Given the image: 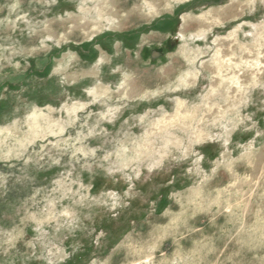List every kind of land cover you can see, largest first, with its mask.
<instances>
[{
  "label": "rangeland",
  "instance_id": "374dc122",
  "mask_svg": "<svg viewBox=\"0 0 264 264\" xmlns=\"http://www.w3.org/2000/svg\"><path fill=\"white\" fill-rule=\"evenodd\" d=\"M226 1L0 0V264H264V0Z\"/></svg>",
  "mask_w": 264,
  "mask_h": 264
},
{
  "label": "crops",
  "instance_id": "0c3cea01",
  "mask_svg": "<svg viewBox=\"0 0 264 264\" xmlns=\"http://www.w3.org/2000/svg\"><path fill=\"white\" fill-rule=\"evenodd\" d=\"M194 1H197V0H194ZM230 3H231V1L230 0H228V1H226V5H230ZM179 7V6H178ZM176 8V10H172V14H168V16L164 19V20H162V21H166V20H169V21H172V19L173 18H175L176 17V23H177V25H176V31L175 32H173V34H176L177 33V30H178V27H180V21L182 20L181 19V16H183L184 15V13H182V12H179L180 10H178V9H180V8ZM174 13H176V16H174ZM174 16V17H173ZM229 22V21H228ZM165 23V22H164ZM230 25V24H229ZM145 27V29L147 30H150V31H152V32H154L155 34H157L158 36H162V37H164V39L161 41V43H163L165 40H167L168 38H169V36H170V34L172 35V32H170V33H168V31L167 30H165V31H163V32H160L159 30H157L155 27H156V24H155V21H152L150 24H147L146 26H144ZM153 28V29H152ZM156 29V30H155ZM178 34L180 35V32L179 33H177V35H176V37L178 38ZM187 34V33H186ZM181 37H183L184 35L183 34H181L180 35Z\"/></svg>",
  "mask_w": 264,
  "mask_h": 264
},
{
  "label": "water",
  "instance_id": "95a60500",
  "mask_svg": "<svg viewBox=\"0 0 264 264\" xmlns=\"http://www.w3.org/2000/svg\"><path fill=\"white\" fill-rule=\"evenodd\" d=\"M163 55V53H159V52H157V51H153L152 53H151V58L152 59H154V58H158V57H160V56H162Z\"/></svg>",
  "mask_w": 264,
  "mask_h": 264
},
{
  "label": "flooded vegetation",
  "instance_id": "af4514ba",
  "mask_svg": "<svg viewBox=\"0 0 264 264\" xmlns=\"http://www.w3.org/2000/svg\"><path fill=\"white\" fill-rule=\"evenodd\" d=\"M158 52V51H157ZM160 53V52H159Z\"/></svg>",
  "mask_w": 264,
  "mask_h": 264
}]
</instances>
